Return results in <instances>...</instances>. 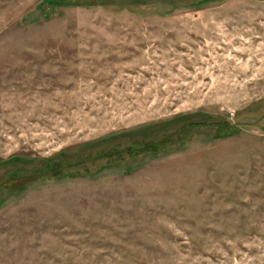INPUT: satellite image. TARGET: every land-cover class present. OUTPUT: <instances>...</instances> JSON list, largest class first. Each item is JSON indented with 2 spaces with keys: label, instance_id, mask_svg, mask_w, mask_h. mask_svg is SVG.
<instances>
[{
  "label": "rangeland",
  "instance_id": "obj_1",
  "mask_svg": "<svg viewBox=\"0 0 264 264\" xmlns=\"http://www.w3.org/2000/svg\"><path fill=\"white\" fill-rule=\"evenodd\" d=\"M0 264H264V0H0Z\"/></svg>",
  "mask_w": 264,
  "mask_h": 264
}]
</instances>
